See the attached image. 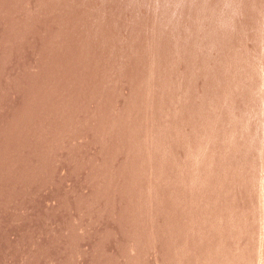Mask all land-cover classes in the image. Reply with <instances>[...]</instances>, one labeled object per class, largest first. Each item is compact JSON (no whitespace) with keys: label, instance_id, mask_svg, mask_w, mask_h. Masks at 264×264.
<instances>
[{"label":"rangeland","instance_id":"1","mask_svg":"<svg viewBox=\"0 0 264 264\" xmlns=\"http://www.w3.org/2000/svg\"><path fill=\"white\" fill-rule=\"evenodd\" d=\"M0 264H264V0H0Z\"/></svg>","mask_w":264,"mask_h":264}]
</instances>
